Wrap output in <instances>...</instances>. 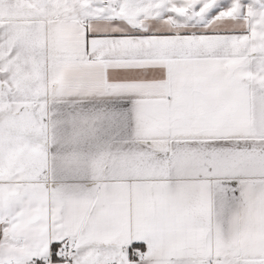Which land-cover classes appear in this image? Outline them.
Listing matches in <instances>:
<instances>
[{"label":"snow or ice","instance_id":"6c2138e0","mask_svg":"<svg viewBox=\"0 0 264 264\" xmlns=\"http://www.w3.org/2000/svg\"><path fill=\"white\" fill-rule=\"evenodd\" d=\"M0 264H264V0H0Z\"/></svg>","mask_w":264,"mask_h":264}]
</instances>
